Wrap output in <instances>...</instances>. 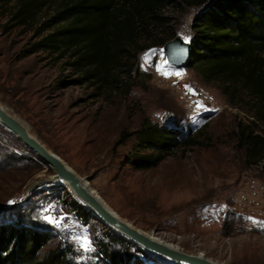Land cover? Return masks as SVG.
<instances>
[{
	"label": "rangeland",
	"instance_id": "1",
	"mask_svg": "<svg viewBox=\"0 0 264 264\" xmlns=\"http://www.w3.org/2000/svg\"><path fill=\"white\" fill-rule=\"evenodd\" d=\"M186 1L163 12L174 19L176 36L189 42L191 22L205 5ZM7 24L0 11L1 108L109 212L181 252L217 264H264V162H246L235 133L239 121L251 118L229 102L220 83L171 64L160 33L139 53V72L129 90L98 94L87 84L71 82L77 75L65 60L42 51L23 56L34 42L32 32ZM165 61L167 71L182 75L161 74L157 65ZM144 121L185 136L198 132L203 145L179 149L157 167L136 169L128 162L134 137L114 144L121 132L133 133ZM19 227L45 234L42 254L61 247L80 264H116L105 252L117 264H179L101 221L0 120V233ZM84 237L90 250L81 247Z\"/></svg>",
	"mask_w": 264,
	"mask_h": 264
},
{
	"label": "trees",
	"instance_id": "2",
	"mask_svg": "<svg viewBox=\"0 0 264 264\" xmlns=\"http://www.w3.org/2000/svg\"><path fill=\"white\" fill-rule=\"evenodd\" d=\"M191 2L205 7L191 22L185 66L205 82L220 83L229 102L244 108L251 119L238 122L237 144L248 164L264 162V0ZM177 5L179 0H0V11L7 25L32 32L34 42L23 56L42 51L65 60L77 75L71 82L102 94L131 88L138 55L151 47L156 34L161 33L160 44L176 37L174 19L163 10ZM131 137L135 144L128 162L136 169L157 167L179 149L203 145L198 132L185 136L144 121L133 133L121 132L114 147ZM47 242L37 230L5 228L0 264H80L61 247L42 254Z\"/></svg>",
	"mask_w": 264,
	"mask_h": 264
},
{
	"label": "water",
	"instance_id": "3",
	"mask_svg": "<svg viewBox=\"0 0 264 264\" xmlns=\"http://www.w3.org/2000/svg\"><path fill=\"white\" fill-rule=\"evenodd\" d=\"M164 51L168 61L174 66H185L188 59L189 42L180 40L177 36L164 44ZM0 120L15 131L18 137L39 157L55 171V179L65 181L70 188L96 213L98 218L111 227L119 230L131 240L143 247L179 264H217L200 255H192L181 252L177 249L155 240L154 238L141 233L129 224L109 212L103 204L83 186L77 177L57 158L49 153L43 145L31 137L25 127L15 118L7 114L0 106ZM53 179H49L51 181Z\"/></svg>",
	"mask_w": 264,
	"mask_h": 264
},
{
	"label": "snow or ice",
	"instance_id": "4",
	"mask_svg": "<svg viewBox=\"0 0 264 264\" xmlns=\"http://www.w3.org/2000/svg\"><path fill=\"white\" fill-rule=\"evenodd\" d=\"M188 39L189 38L186 37L185 41L187 42ZM152 54L153 53L150 52V53H148L146 55V57H145L146 61L150 59ZM167 67H168V62L165 61V62H163V65H160V64L157 65V70L160 71L161 74H163L165 76H169V75L181 76L182 75V73H180V72H169V71H167L166 70ZM189 90L192 91L191 89H189ZM202 106L203 105L201 103H199V102L197 103V107H202ZM213 111H218V110L213 109ZM45 219H47V220H49V222H53V223H58L59 222V221L54 220L52 217H45ZM249 219H251V218H249ZM81 247L84 250H90L91 249V242L87 239V237L83 238V240L81 242Z\"/></svg>",
	"mask_w": 264,
	"mask_h": 264
}]
</instances>
